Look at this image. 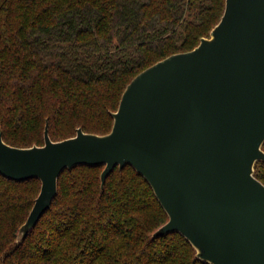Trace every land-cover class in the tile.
Here are the masks:
<instances>
[{
	"label": "trees",
	"instance_id": "1",
	"mask_svg": "<svg viewBox=\"0 0 264 264\" xmlns=\"http://www.w3.org/2000/svg\"><path fill=\"white\" fill-rule=\"evenodd\" d=\"M226 0H0V133L15 147L106 135L130 82L193 50ZM264 149V145H263ZM255 176L264 183V161ZM104 166L59 178L51 208L18 243L42 183L0 174V264H210L180 233L153 237L169 217L131 165L102 186ZM114 234L122 243L112 247Z\"/></svg>",
	"mask_w": 264,
	"mask_h": 264
},
{
	"label": "water",
	"instance_id": "2",
	"mask_svg": "<svg viewBox=\"0 0 264 264\" xmlns=\"http://www.w3.org/2000/svg\"><path fill=\"white\" fill-rule=\"evenodd\" d=\"M106 135L86 133L42 146L7 144L0 174L39 179L41 191L17 242L49 211L59 178L78 165L104 166L102 186L131 165L169 220L153 237L182 234L210 264H264V0H226L224 14L191 51L139 73L112 112Z\"/></svg>",
	"mask_w": 264,
	"mask_h": 264
},
{
	"label": "clouds",
	"instance_id": "3",
	"mask_svg": "<svg viewBox=\"0 0 264 264\" xmlns=\"http://www.w3.org/2000/svg\"><path fill=\"white\" fill-rule=\"evenodd\" d=\"M108 243L110 246L115 247L122 243V237L119 234H114L109 238Z\"/></svg>",
	"mask_w": 264,
	"mask_h": 264
}]
</instances>
